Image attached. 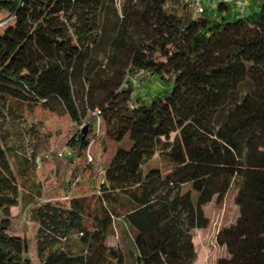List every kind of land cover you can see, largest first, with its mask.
Returning <instances> with one entry per match:
<instances>
[{"label": "trees", "instance_id": "1", "mask_svg": "<svg viewBox=\"0 0 264 264\" xmlns=\"http://www.w3.org/2000/svg\"><path fill=\"white\" fill-rule=\"evenodd\" d=\"M169 1L0 0V119L40 108L88 123L70 140L82 156L97 118L112 145L89 194L68 183L52 199L25 185L29 158L0 139V264H32L28 239L9 232L15 206L36 225L38 264H195L204 206L231 188L237 214L216 233L215 264H264V0L196 17ZM139 71L166 88L131 103L124 83ZM118 221L130 246L106 243Z\"/></svg>", "mask_w": 264, "mask_h": 264}, {"label": "rangeland", "instance_id": "2", "mask_svg": "<svg viewBox=\"0 0 264 264\" xmlns=\"http://www.w3.org/2000/svg\"><path fill=\"white\" fill-rule=\"evenodd\" d=\"M115 1L119 6L129 3V0ZM182 6L185 7L183 10L186 13L191 14L186 0L179 4L172 0L167 3V8L175 13H180ZM254 10H257V6ZM4 16L0 13V23ZM5 27L0 26V33ZM136 75L137 84L133 87L131 103H134L138 96L148 99L153 93L162 92L166 88L164 81L158 77L143 71ZM5 109L6 106H0V110L6 114L8 112ZM82 120L88 122L89 116ZM87 128L88 123L82 125L78 119L56 115L40 108L13 109L11 114L0 119V139L19 154L29 158L30 176L25 185L28 187L35 183L42 189L41 198L55 199L67 194L64 186L68 183H72L73 194L81 195L90 193L93 179L97 184L102 180V171L111 156L112 145L105 141L100 121L95 119V136L90 138L85 155H77V148L73 147L70 141L79 132L86 136ZM128 142L129 139H125L122 146L127 147ZM233 196L234 189L231 188L222 202L212 200L204 206L209 224L206 228L193 230L195 264H215L219 257L225 255L224 248L217 244L215 237L222 226L233 222L236 217ZM9 216L11 221L9 232L28 239L30 245L28 257L32 264H38L35 251L36 225L29 218L28 209L11 207ZM118 222L111 227L106 243L120 248L130 246L131 233L120 221ZM79 247L76 241L71 242L72 251L77 252Z\"/></svg>", "mask_w": 264, "mask_h": 264}, {"label": "built area", "instance_id": "3", "mask_svg": "<svg viewBox=\"0 0 264 264\" xmlns=\"http://www.w3.org/2000/svg\"><path fill=\"white\" fill-rule=\"evenodd\" d=\"M192 13V17L203 14L205 12L214 13L220 4L228 5L231 10L236 14H242L245 12V7L250 0H186ZM130 83L132 88L137 84V75L128 77V81L124 83L126 86ZM96 110L93 114H97Z\"/></svg>", "mask_w": 264, "mask_h": 264}, {"label": "crops", "instance_id": "4", "mask_svg": "<svg viewBox=\"0 0 264 264\" xmlns=\"http://www.w3.org/2000/svg\"><path fill=\"white\" fill-rule=\"evenodd\" d=\"M256 5V1L255 0H250L247 4V6L245 7V9H247L246 11H251L252 9L254 10Z\"/></svg>", "mask_w": 264, "mask_h": 264}]
</instances>
